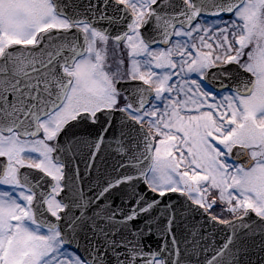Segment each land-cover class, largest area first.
Instances as JSON below:
<instances>
[{"label": "snow or ice", "instance_id": "1", "mask_svg": "<svg viewBox=\"0 0 264 264\" xmlns=\"http://www.w3.org/2000/svg\"><path fill=\"white\" fill-rule=\"evenodd\" d=\"M0 264H264V0H0Z\"/></svg>", "mask_w": 264, "mask_h": 264}]
</instances>
